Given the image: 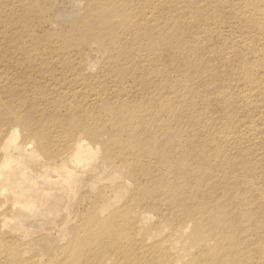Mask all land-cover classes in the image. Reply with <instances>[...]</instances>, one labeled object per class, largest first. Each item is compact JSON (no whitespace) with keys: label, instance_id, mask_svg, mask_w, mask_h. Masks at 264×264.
<instances>
[{"label":"rangeland","instance_id":"374dc122","mask_svg":"<svg viewBox=\"0 0 264 264\" xmlns=\"http://www.w3.org/2000/svg\"><path fill=\"white\" fill-rule=\"evenodd\" d=\"M9 1L11 2V0ZM17 1H19L20 4H17L16 8L14 7V9H10V8L5 9V7H3L2 10L0 11V16H1L0 26L2 27L7 26L6 30H9V31H4L2 28L0 29V35H4L5 37V39L3 40L2 38H0V57L1 58H6L5 56L7 54V51L16 50L17 49L16 47L21 44V43L19 44L15 42L10 43L8 40L11 38V36L20 34V37L22 38V40L20 41L24 40V43H27L26 45H29L31 48L32 46L37 47L39 52L44 51V54L48 53V51L51 50L52 45H56V44L62 45L61 51L64 50L63 53L66 55V57H68L69 55L72 56L71 54L73 53L74 55H76V53L79 55L86 53L81 56L84 58V60H86V62L82 61L83 58L81 59V57H78L79 55L78 56L76 55V56L71 57V58L77 59V61L76 59L71 60L72 62L71 65L72 66L74 65L73 67L74 69L77 66L75 71L77 70L79 71V68L81 67L83 68V66L85 65L84 68H85V73H87L86 74L87 76L91 75V76L96 77V75L99 73V71L104 66L107 67V65H110V63L108 64L107 62V57H108L107 53L104 51L105 50L104 47H102L101 44L97 40H95V31L92 29V28L98 29L106 25L107 26L106 30L108 29L109 30L111 29L112 31L116 30L114 28L116 26V22H114L116 20L115 19L116 17L112 18L113 21H110V23H108L109 22L108 19H111V18L107 17L108 13L112 12L113 9L111 7H105V5L102 3V1L104 0H24V1L17 0ZM172 4L176 6V7H172V11L176 10L177 7H182L180 9H185L186 7L187 9H192V11L199 13V18L201 16H205V17H202L201 20H199V18L196 16L197 13L192 12L193 15L195 16L197 27L202 26L203 28V31L200 33H198L195 29L192 30L191 28H185L184 26L185 22H182L181 28L176 29V30L169 27L166 35L168 36V39L169 38L170 39L167 42H169L170 45H173L175 47L176 43L178 44V41L181 36L186 37L187 39L188 38L190 39V37L192 38L196 37L194 39L195 43H193L194 45L192 46V49H195V47L197 46L200 47L202 43L203 44L205 43L206 46L209 44V47H211L212 49L211 54L205 55L208 60L203 55V52H202V55H199L198 59L194 60L193 58H196L197 56L194 54L195 51L192 50L191 52L187 48L185 49H187L190 53L183 50L185 54L184 52L179 53L178 49L177 50L173 49L174 54H173V57L171 56L172 59L170 57V54L168 56V54L166 53L167 55L165 58V53L164 54L162 53L164 55L162 57L163 58L162 61L164 64H161L162 61H160L159 65H161V67L162 66L164 67L166 65L164 67L165 70H170L168 68L171 67L172 70L169 71L170 72L169 74L172 75L171 78L175 76L174 79L173 78L172 79L176 83L179 82L181 85H183L182 86L183 88H179V91H175V93L173 92V94L176 95V98L178 99L180 97L182 101H184V104L189 101L187 104L189 105L191 103L189 106L193 105L192 107L193 109H192L191 107L189 108L187 104H185V106L186 107L188 106L187 108H189L188 109L189 111H187V108L185 107V111H184V112L187 111L186 112L187 114L184 116L185 123H187L185 124L186 125L185 129L188 128L187 133L186 132L185 133L189 135H194L193 137L195 138L197 136L196 140L195 138L192 137L191 138L192 140L190 139V141L196 142L200 140L198 139V137L200 136V132H197V131H200L201 128L198 129L197 127L203 128L202 126L203 124L202 122H200L201 121L200 115L202 114L199 112L206 113V111L207 112L210 111L212 113L213 110L215 111L216 105H213V104L217 103L214 101L216 100V98L219 99V97H222L224 95H226L227 97L235 95L236 100H239L242 97L241 94L244 95V98L251 96L253 102L250 104L247 102V105L249 106L250 110L252 109L251 112H252L253 119H252L251 125L242 126L240 133L237 135L234 132L233 130L234 128H232V126H230V128L228 127L229 129L225 128L226 129L225 132L228 138H231L230 143L233 142V139L239 140L241 137L246 139V142L242 144V147L245 149H248L250 151V154L252 153L251 154L252 157L249 156V158H251L250 162L252 163V167L251 165L249 167L252 168L251 169L252 171H250L249 173L246 172L248 171L247 170L248 166H247L245 171L242 172V174L248 173L247 175L251 179V183L246 186L244 185L245 187L242 184L240 186L246 189V190L245 189L243 190L248 195L250 193V195L253 197L251 199H255L256 202H258L260 201L259 198H261L260 193H259L261 191H258L260 190L258 189L255 192V189L257 188L255 187L254 189L253 186L256 185L264 189V52H263L264 51V0H214L213 3H212V0H185V1L184 0L182 1L172 0ZM220 7L221 9H219ZM200 9L203 12H201ZM6 10L10 12V16L8 14L6 15ZM187 11L188 10H186V12ZM213 12L217 14L215 15V17L213 15L214 14ZM35 22L36 23L38 22V23L35 24ZM86 27H92V28L88 29ZM185 31L186 32L189 31V32L185 33ZM197 34L199 36H197ZM162 39L163 38L160 39L161 40L160 42H164L162 41ZM18 41H19V36H18ZM212 45L215 47L213 48ZM84 46H86V48ZM156 46L157 45L155 46L151 45V49L153 48L152 50L155 49L156 51L160 49L159 45L157 47ZM146 48H150V46L147 45ZM76 49H80V50H76ZM171 50L170 52H172ZM214 55L216 58L214 57ZM15 56L17 57V53H15ZM168 57H170L169 58L170 62L169 60L165 62V59H168ZM219 57L221 60L219 59ZM252 57H256L261 62H259L260 64L257 67L253 68L255 70L252 72V74L249 77L247 75V71L245 67H243L246 64L240 65L239 61L241 60L242 63L248 62L249 64H251L255 62V60L253 61ZM12 59H14V57H12ZM178 59H180L181 62L180 60L178 61ZM78 60L81 63H77L79 62ZM171 60L172 62L173 61L174 62L172 63ZM191 61H194V62H191ZM89 64L91 66H89ZM111 64L113 65L114 63H111ZM115 64L113 66H115ZM192 64H193V67L191 66ZM236 64H238L239 66H237ZM63 66H64V62H61V64L58 65L59 68L61 67L63 68ZM188 66L191 68H188L187 70ZM117 67H119V64ZM117 67L115 68L113 67V71L114 69L115 71L114 73L112 71V74H111L113 77H115L119 73V75L115 77L116 79L122 76V73H121L122 68L121 67L117 68ZM216 67L218 68V70H215V71H217L218 73L217 76H218L219 81L217 82V80H214L215 82H213V80H211L210 81L211 83H209V85L206 86L208 83L206 82L205 75L208 74V72L213 73L214 68ZM164 68L162 69V71H165ZM175 68H177V71L180 70V72H177ZM198 69L200 70V72ZM235 69H236L237 82L234 88H233V85L232 87L229 88L230 82L228 81V79L231 78V75L234 74ZM181 71H182V74H181ZM205 71H207V73L204 75ZM228 71L230 72L231 75L228 74L229 73ZM194 73L195 74L202 73L201 76L203 75V77H200L201 79L197 78L199 74L198 75L196 74L195 76ZM225 73L226 75L227 74L228 75L225 76ZM177 74L179 75V77ZM184 77H186V79ZM195 78L197 80H195ZM184 79L185 80L188 79L187 80L188 83ZM223 79L224 81L225 80L226 81L224 82ZM249 80H252L256 84L260 82L255 88V90L253 91H250V88L252 87L249 84ZM182 82H185L186 84ZM201 82L205 84L202 85ZM192 83H194V86H192ZM195 83L197 85H195ZM212 83H215V85L214 84L212 85ZM184 84L187 86H185ZM94 85L96 86L95 83ZM201 85L202 87L204 86L203 87L204 89L202 87L201 89L199 88ZM225 85H226V88H225ZM207 87H209L212 90L214 89V91L211 92V90L208 89ZM206 88H207V91H209L208 93L205 92ZM224 89H227V90L225 91ZM23 90H25V88H23L22 91L20 92L16 91L14 95L15 97L12 100H16V101L19 100V101L24 102L28 99L29 101L27 100L24 104L25 106H27L30 100L32 99H31V95H29V93H26L25 91L23 93ZM194 90L196 92L198 91L197 93H200L198 94L199 96H197V93H194L195 92ZM186 91H188L187 94L188 93H192V94L186 95ZM0 92H3L2 89L0 90ZM159 93H160V88L157 87V90L155 89V94L158 95ZM203 94L205 95V97L206 96L208 97V94L209 96L212 94V97L214 96L213 100L207 97L205 99ZM17 95L18 96L21 95V96L18 97ZM191 96L192 98H189ZM48 97H50V95H48L46 98ZM201 97H204L203 98L204 100H202ZM187 98H189V100ZM191 99L193 100L191 101ZM12 100L6 99V98H0V105L2 101H4L6 105H10L12 103ZM206 100L208 101V106L204 102ZM226 103L228 107V101ZM203 104L205 105L203 106ZM256 105L261 106V111L254 110ZM195 106L197 108H195ZM211 106H213V108ZM224 106L225 107H223L222 109L224 110L225 108V111H229V108L226 109L227 107L225 104ZM202 107H203V110H202ZM46 108H44L45 109L44 111L47 110L45 113L49 112L51 114V115L49 113L45 114L48 117L47 118L49 120L48 122H51L49 116H51V119H52L54 115L55 120L57 118V121L55 122L57 125H61V122L63 121L64 123H62V125H64L65 122H68V121L70 123V120H68L69 116L68 115L65 116L66 113L64 112V110L61 109L60 110L61 112H59L58 110L57 112H59L60 114L58 113L54 114V111L53 109H51L50 106L46 105ZM209 109H211L212 111ZM62 112L63 114H61ZM192 112H193V115H192ZM221 113H223V111H221ZM21 114H24V113H21ZM188 114L193 117L189 116ZM194 115L196 116L194 117ZM6 116L7 115L5 111L3 110V108L0 107V120H1L0 121V133L2 131L7 132L12 129H16V143L14 145L10 144L8 146L6 144V140L5 142L3 141L5 139V135H3V132L0 134V160H2L1 158L5 154L7 156L9 155L8 159L10 160V164L1 170L3 174L0 180V189L2 186L5 189L4 191L2 190L0 191L1 193L0 195V264H95V263L97 264V262L98 264H121L122 262H123L122 264H127V262L129 261L130 262L128 264H139V262H142L143 259L146 260L148 258L147 256H143V253L140 254L139 247L137 248L138 250L136 252L137 254L135 253L136 256L135 255H133V257L129 255L123 256L122 252H125L126 250H128L130 248V244L129 245L127 244L128 242L126 241V239H125L126 243L124 239H122L123 240L122 242H120L121 239L118 240L117 243H114L113 241L114 244L111 241V240H115V237H114L115 235L116 236L119 235V237H122L123 232L121 233V231L124 230L125 225L129 223V221L135 219L136 217H137L136 218L137 221L133 220L134 222L132 221L133 222L132 225L130 222L129 226L130 225L133 226L134 229L131 227L132 231L140 230L138 241H140L142 244H143V241H145L144 250L146 247H148L149 249L148 250L146 248L147 251H149L146 254L148 255V253H152V252L158 253V251L160 250V252L162 253L163 251V254L165 255V257L164 255L162 256L160 254L162 257L159 255V258L155 260L157 261L156 262L157 264L158 263L160 264H173V263L189 264L191 259L198 255L197 251L200 252L201 247H204L205 249L204 239L207 236L206 235L202 236L197 230L195 231L194 222L191 223V221L186 220L187 214L189 215L190 209L192 210L193 208L192 204L196 202L195 201L196 199L192 200L191 198V200L190 199L185 200V202L187 201L186 202L187 204L188 203L190 204L187 205L185 204V202H183L181 206H178V207H181L179 209L180 211L178 210V212H180L179 214L176 212L177 207L175 208L173 213L171 212L170 214V211H168L169 207L165 204L169 202L170 198L172 200V196L170 197L171 193H177V192L174 189H172V192H170L167 195L162 194L161 193L162 191L159 192L158 188L160 189L161 187L164 186L162 181L159 180L160 177L159 179L157 177L159 176L161 172L159 170L161 167L159 168L152 167L153 169H151L152 170L151 172L154 176L153 178L158 180V182L157 180H154L158 184L156 185V183L154 182V184L157 187L153 185V182L150 183L148 181L149 176L147 177L148 174L146 172L151 173L150 171L142 169L144 170V172L141 173L140 171L141 168L140 170L137 168V171H139L140 174H143V177L146 176L144 177V180L140 179V181H143L144 187H146L145 190H149V188L152 186L150 190L152 189V190L157 191V193L154 192L155 195H153L154 199H156L155 201L157 203L163 202V204L161 203L158 204V205H161L160 208L162 210V211H159V213H158V210H155L154 208H151L148 205L146 206V203L145 205L144 203H142L143 205L136 204L135 200L137 196L136 195L137 185L132 178L133 175L128 174V167H127L128 165L134 166L135 163L134 164L126 163L125 161H121L120 159L115 158L112 153L108 154L109 153L108 149L111 146L109 143V137H107L104 134L103 136H99L98 133H95L97 134V136L93 135L94 132L92 134L88 133L89 135L82 134L81 137L85 140V145H83L82 149L84 150V153H87V151H89L92 155L88 156L86 160L83 159L78 165L72 164L69 162V160L64 159L63 161H65V166L67 170L70 172V175L67 179V182H64V180L66 179L64 175L61 176L60 181L55 182V180L51 177V174L49 172H44V169L47 164L55 165L59 163L58 159L65 156V154L63 153L67 152L66 150L67 146L64 143L59 141V143L65 146L59 143L55 144L57 146L60 145V147L54 146L55 150H52L53 152L52 153L50 152V150H48V146H43L37 142L36 140L37 138L33 135V133L31 131H30L31 133H29L30 128L29 127L26 128L27 125L21 123V121L20 122L17 121L15 123L12 121H9L8 118H6ZM63 116L66 117L67 119L64 118ZM239 116L238 115L236 117L235 115L233 117L225 116L223 117V119L224 121L225 119L233 120L229 124V125H233L234 122L237 123ZM1 117L2 118L5 117L6 119L3 118L4 119L3 120ZM58 119L60 122L58 121ZM197 121L198 123H196ZM69 123H66L65 125H69ZM216 123L215 125L211 124L213 126V129H212L213 134L211 133L210 136L212 139L211 142L216 141V143L219 144L220 139L222 140L223 137L221 138V136H219V134L216 133V129L220 131L223 123H218V124ZM196 124H198L199 126H197ZM218 125L220 128L218 127L216 128V126ZM193 126L197 128L196 129L197 131L196 130L194 131L195 128H193ZM214 127L216 128L215 131H214ZM192 132L193 134H190ZM166 133H163L164 135L162 134L160 136L161 138L164 137L163 139L159 137V140L157 141L158 142L165 141L166 140L165 138L167 137V140L165 141L166 146H167L169 145L167 144L168 143L167 141L169 140L168 136L171 139L174 137V135H172L171 133V134H167L166 136L165 135ZM194 133L195 134L198 133V134L195 135ZM216 134L219 137L217 138L219 141H217V139L215 138ZM212 135H214V137ZM154 136L155 135L153 134L151 136L153 137L152 138L153 140L151 141L152 144L154 143L153 142ZM147 141L148 142H146V144L149 143V145H146V147H149L148 150L150 151L151 144L149 140ZM190 141L188 142L186 141L187 144L190 146L186 145V142H185V147H187L189 150L188 155H187L188 159H186L185 157V160H186L185 162H188L186 163L185 166L187 167V169L189 168L192 169L191 172L189 171L190 169L187 170L188 173H191V175L193 174V172L195 174L197 172H200L201 175H199V173H197L198 175L194 174L192 176L189 175L188 173L185 174L183 172L185 170V167L184 168L182 166H180L181 168L178 167L179 166L177 165L178 162H176L177 167L173 166V169L175 168L174 169L175 171L173 173L175 178H179V176L177 175H179L180 172L181 173L183 172L180 175H184L186 182L190 185L195 184L198 181L206 180L207 185L205 186L214 189L215 193L220 191L222 188H226V186L224 187V181L219 178L217 179V177L215 176V173H213V175L211 173L212 171L215 172V171L220 170V168L218 169H214L213 167L209 168L207 167L208 165L206 166V164H208V163H205L206 160L200 161L199 159L200 154L197 150L196 152L195 149H193L192 145L194 143ZM165 142H162L161 144V146L163 145L162 147L164 148L163 150H166L164 146ZM212 143L214 144V142ZM227 144H226V147L223 146V148L225 147L227 149V146H228V149H230L229 148L230 144L229 143ZM195 145H198V144L195 143ZM132 146L136 148L135 143H130V146L128 147L129 151L135 150ZM4 148L6 151L4 150ZM57 148L61 150L59 151ZM169 148L170 147H168V149ZM158 150L160 149L158 148L157 151ZM171 150L172 149H170V151ZM234 150L233 152L229 153V155L233 153L232 155H230V157L232 156L231 158H233L234 156L235 158V159L233 158L234 160H232V162L233 161L236 162V159L239 160L242 157L241 153L240 155L236 154L237 156L234 155L236 153V151ZM58 151L60 153H57ZM229 151L230 150H228V152ZM244 151L246 152V150ZM142 152H143V149L141 148L137 149L138 154ZM197 154L199 155L196 158ZM245 156L247 157L248 154L246 153ZM111 158H115V159H111ZM193 159H194V162H193ZM188 160H190L191 163ZM196 161L197 163L204 162L205 163L204 165L207 167L209 174L210 173L211 174L210 175L206 174L208 173V171L207 172L205 171L206 167L200 168L201 165L199 164L201 163L197 164ZM229 162L231 163V161ZM188 164L190 165L189 167H188ZM191 165H194V166H191ZM197 165L200 167L198 168ZM167 166L168 165H165L163 168L166 167L165 169H167L168 168ZM193 167L197 168L198 170L195 172ZM173 169H172V172H173ZM200 169L201 170L203 169L202 170L203 173H201ZM234 169L237 170L235 172V176L236 177L239 176L241 174V170L239 169L241 168L235 167ZM177 170L180 172L178 173ZM218 173H220V171ZM193 176L194 178H192ZM210 176H213V177H210ZM143 177L141 175L142 179ZM214 177H216L217 180ZM236 177L234 178V181L237 180ZM212 178L214 179L212 180ZM145 180L148 182H146ZM148 183L150 184L147 186L146 184ZM217 186L219 187L217 188ZM221 186L222 188L220 189ZM189 187L190 186H188L187 189ZM187 189L185 190L186 193L189 191L190 188L188 190ZM22 190H26V194L23 197L22 201L23 203L27 201L31 205L30 211L24 210L23 208L19 207V205L17 204L14 205L13 199L11 198L10 194H8V192L9 193L12 191L19 192ZM150 190L147 192L152 191ZM5 191H8V192H5ZM220 195H219V192L218 194L217 193L214 194V196L217 197V200H219V202L221 203L220 200H223V198H221L222 195L221 197ZM248 195L247 197L250 196ZM148 196L150 197V194H148ZM166 196H168L169 198ZM261 196H262V192H261ZM167 198L168 200L166 202ZM199 198H202V197L198 196V199ZM188 200L190 201L188 202ZM196 203L194 204L196 205ZM143 206H146V207H143ZM172 206H173V209H174V206H177L176 201H174ZM187 206L189 207V211L186 210L188 209ZM103 207H105L104 211L101 212ZM182 207H185L184 211L182 210ZM230 209L231 208H229L230 212L234 211L233 216L237 215V213L240 211L239 209L238 210H230ZM253 209L259 213L261 212L255 208H252V210ZM254 210L253 212H255ZM91 212L94 213L93 216L90 215L92 217L88 216L89 214H91ZM140 214H142V216ZM160 214L162 215V217L164 215V218H162ZM173 214H176L175 216L179 217V218L178 217L176 218L178 220L181 219L180 220L181 222L178 221L177 219L175 220L174 219L175 217ZM116 216L117 218L115 219ZM111 217L115 219L117 224ZM110 218L111 220H109ZM127 218H129L130 220ZM123 219L126 221H124ZM118 220H120L119 225H118ZM111 223H113L112 226L114 225L115 228L114 227L113 229L111 228ZM134 223H135V226L133 225ZM185 225H187V227L183 231L181 227L182 226L185 227ZM110 229L114 230V232L111 231ZM250 230L251 229H247V231H249L248 233H250ZM237 232L239 233L238 229H237ZM110 234L111 235L114 234V236L111 238ZM144 238H146L147 241L146 239L144 240ZM140 239L143 241H141ZM110 243H112V245H109ZM125 245H126V248L128 249L124 247ZM158 245L160 246L159 247L160 249L157 248L156 251L158 249L159 250L157 252L156 251L154 252L152 250L153 247L154 248L156 246L158 247ZM114 246H117V247L114 248ZM119 246L121 247V249L119 248ZM108 248H111L112 250L110 249L108 250ZM118 248L121 252L118 250ZM205 250H208V248H206ZM102 251L103 253H107V254H103ZM117 252L121 254V257H119L120 255H117L118 254ZM100 254L101 256H103L102 259H101ZM130 257L134 260L131 261L132 259ZM256 257L257 255L254 256L255 258L254 261H256ZM83 258L85 260H83ZM117 259L120 260V262ZM138 259H140V261L137 262L136 260ZM218 259H219L218 257H215L213 261L215 262ZM163 260H167V261L164 262Z\"/></svg>","mask_w":264,"mask_h":264},{"label":"bare ground","instance_id":"6f19581e","mask_svg":"<svg viewBox=\"0 0 264 264\" xmlns=\"http://www.w3.org/2000/svg\"><path fill=\"white\" fill-rule=\"evenodd\" d=\"M213 2H214V0H212V3ZM102 3L105 5V7H111L113 9L112 12L108 13L107 17L111 18V19H108L109 20L108 23H110V21H113L112 18L116 17L115 18L116 20L114 21V22H116V26L114 27L116 30H114V31H112L111 29L106 30V28H107L106 25L101 27V28H98V29H95L92 27H86L88 29L92 28L95 31V40H97L101 44V46L104 47V49H105L104 51L107 53V56H108L107 62H108V64L110 63V65H107V67L104 66L99 71V73L96 75V77L91 76V75L90 76L86 75L87 73H85V68H84L85 65L83 66V68L80 66L83 69V71L81 68H79V71L81 69L80 72L78 70L75 71L77 66L75 67V69L73 68L74 65L73 66L71 65L72 64L71 60H73L74 58H71V57L76 56V55L78 56L79 54L76 53V55H74V53H73V54H71L72 56L69 55L68 57H66V55L63 53L64 50L61 51V46H62L61 44L60 45H58V44L52 45L51 50H49L48 53L44 54V51L39 52L37 47L32 46V48H31L29 45H26L27 43H24V40L20 41V40H22V38L20 37V34L11 36V38L8 39L10 43L15 42V43H19V44L21 43V44L16 47L17 48L16 50L7 51V54L5 56L6 58L0 57V90L2 89V91H3V92H0V95H1L0 98H6V99L12 100L15 97L14 95H15L16 91L20 92V91H22L23 88H25V90H23V93H24V91L26 93H29V95H31L32 100H30V102H29L30 104L28 103L27 106H25L24 104L28 99L24 102L19 101V100H17V101L12 100V103L10 105H6L5 102L2 101L0 107H2L3 110L5 111V113L7 115L6 118H8L9 121H12L14 123L17 121L18 122L21 121V123L27 125L26 128H28V127L30 128L29 133H31V132L33 133V135L37 138L36 140L39 144H41L43 146H48V150H50V152H52V150H55L54 146H57L55 144L59 143V141L64 143L67 146V149H66L67 152L63 153V154H65V156L58 159L59 163H57L55 165L47 164L45 169H44V172H49L51 174V177L55 180V182L60 181V178L62 175H64L66 178L64 180V182H67V179L70 175V172L67 170V168L65 166V161H63L64 159L69 160V162L72 164L78 165L83 159L86 160L88 158V156L92 155L89 151H87V153H84V150L82 149L83 145H85V140L81 137L82 134L89 135L88 133L92 134L93 132H94L93 135H96V136H97V134H95V133H98L99 136H103V134H104L107 137H109V143L111 146L108 149V152H109L108 154L112 153L115 158L120 159L121 161H125L126 163H131V164L135 163L134 166L128 165L127 167H128V174L133 175L132 178L137 185V193H136L137 196H136V200H135L136 204L141 205L142 203H144V205H145V203H146V206L148 205L151 208L158 210V213H159V211H162L160 208L161 205H158L161 202L157 203L155 201L156 199H154V196H153V195H155L154 192L157 193V191L152 190V189H151L152 191L150 190V188L152 187L151 186L152 184L150 185L151 186L150 188L147 187V188H149V190L151 192H147L149 190H145L146 187H144L143 181H140V179L144 180V177H146V176L143 177V174H140L139 171H137V168L139 170L141 168L140 171H141V173H143L144 170H142V169H145V170L151 172L152 171L151 169H153L155 167H158V168L161 167L159 169L161 171V172L159 171L160 172L159 176H157V175L156 176L158 177V179L160 177L159 180L162 181L164 186L162 185L163 187H161L160 189L158 188L159 192L162 191L161 193L165 194V195L172 192V189L176 190V192H177V193H171L170 197L172 196V200L170 198L168 203H166V202L169 198L168 197L169 195L166 196L168 198L166 199L165 205H167L169 207L168 211H170V214H171V212L173 213V211L177 207L176 212L179 214L180 212H178V210L181 207H178V206H181V204L183 202H185V200H187V199H190V200H191V198H192V200L196 199L195 201L197 203L192 201V202L196 203V205L194 203L192 204L193 208H192V210L190 209L189 215L186 213L187 214L186 220L191 221V223L194 222L195 231L197 230L202 236H205V235L207 236L206 238L204 237L205 238L204 241H205V249L208 248V250H205L204 247H201L200 252L197 251L198 255L196 254L197 256L193 257L192 259L190 258L191 261L189 264H264V194H263L264 189L262 187H259L256 185L253 186L254 189H255V187L257 188V189H255V192L258 189H260L258 191L262 192V196H261V192H259L261 198H259L260 201H258V202H256L255 199H251L253 197L250 195V193H249V195H250L249 196L243 190V189H245L244 187L246 185L251 183V179L249 178V176L247 174L250 171H252L251 170L252 168L249 167L250 165L252 167V163L250 162L251 158H249V156L252 157V155H251L252 153L250 154V151L248 149H245L242 147V144L246 142L245 138L241 137L239 140L233 139V142H232L233 145H232V143H230L231 138H228V136L225 132L226 129H229L230 126H232V128H234L233 129L234 132L237 135L240 133L242 126L251 125L252 119H253L252 112H251L252 109L250 110L249 106L247 105V102L249 104L253 102L251 96L244 98V95L241 94L242 97L239 100H236L235 95L228 96V97L226 95H224L222 97H219V99L216 98V100H214V101L217 103L213 104V105H216V108L214 106L215 111L214 110L212 111L211 109H209L212 111V113L210 111L209 112L206 111V113L205 112L204 113L199 112L202 114V115H200L201 116L200 122H202L203 128L202 127H197V128L198 129L201 128L203 130L200 129V131H197L196 130L197 128H195L193 126V128H195L194 131L196 130L197 132H200V136L198 135L199 137H201V138L198 137V139H200V140H198L196 142L190 141V139L194 135L186 134L188 128L185 129L186 128L185 124H187V123H185L184 116L187 114L186 112L189 111L188 109L190 107L191 108L193 107V105L189 106L191 103L189 105L187 104L189 102L188 101L189 98H192V96L187 98L188 102L185 103L189 106V108H187L188 106L187 107L185 106L184 101H182V99L180 97H179V99H181V100H179L178 98H176V95L173 94V92L175 93V91H179V88H183L182 87L183 85H181L179 82L176 83L173 80L175 76L172 77L173 79L171 78L172 75L169 74L170 73L169 71L172 70L171 67H169V68L167 67L170 70H165L164 67L166 65L164 67L162 66L165 70V71H162L163 68L159 64H160V61L163 60L162 57L164 56L163 55L164 53H165V58H166L167 54H168V56L170 54V57L171 56L173 57V54H174L173 49L174 50L178 49L179 53L184 52V51L189 52L188 50H190L191 52H192V50L195 51L194 54L197 56H196V58H193L194 60L198 59L199 55H202V52H203L204 56L212 53L211 52L212 49H211V47H209V44L206 46V44L204 43L206 47L204 46L203 43H202L203 45L201 44L200 47L197 46L201 41L196 45L197 47H195V49H192V46L194 45L193 43H195L194 39L196 37L195 38L190 37V39L189 38L187 39L186 37L181 36L179 41H178V44L176 43L175 47L173 45H170L169 42H167L170 39V38L168 39V36L166 35L168 28L171 27L174 30L179 29V28H181L182 22H185V25H184L185 28H191L192 30L195 29L198 33L203 31L202 26L197 27V25H196V19L192 13L195 11H192V9H187L186 7H185V9H180L182 7H177L176 8L177 11L176 10L172 11V7H176L175 5L172 4V0H104V1H102ZM17 4H20L19 1H17V0H11V2L9 0L8 1L7 0H2V1L0 0V6H1L0 11L2 10L3 7H5V9L6 8L7 9L8 8L14 9V7L16 8ZM5 9H4V11H5ZM219 9H221V7ZM15 10H17V9H15ZM186 10H188V11L186 12ZM200 11L203 12L201 9H200ZM7 12H9V11L6 10V15L8 14L10 16V12L9 13H7ZM195 13H197V12H195ZM1 15H3V14H1ZM213 15L215 17V15H217V14L214 13ZM196 16L199 18V13H197ZM202 17H205V16H201L199 18V20H201ZM193 19H194V21H193ZM204 20H206V19H204ZM208 21H210V20H208ZM37 23L35 22V24H37ZM201 24H203V23H201ZM6 27L7 26H4V27L0 26V29L2 28L4 31H9V30H6ZM160 27H162V28H160ZM182 27H183V25H182ZM28 31H30V30H28ZM187 32H189V31H187ZM187 32L185 31V33H187ZM170 34H171V32H170ZM186 35H188V34H186ZM18 36H19V41H18ZM170 36H172V35H170ZM197 36H199V35L197 34ZM0 38H2V40L5 39L4 35H0ZM161 38H163L162 41H164V42H160ZM202 38H203V36H202ZM174 42H176V41H174ZM172 43H173V41H172ZM206 43H208V42H206ZM147 45L150 46V48H146ZM151 45H153V46L159 45L160 49H158L157 51L155 49L152 50L153 48L151 49ZM202 46H204V47H202ZM84 47L86 48V46H84ZM214 47L215 46H213V48ZM185 48H187L188 50ZM76 50H80V49H76ZM170 50L172 52H170ZM77 52H79V51H77ZM187 52H186V54H187ZM200 52H201V54H200ZM15 53H17V57L15 56ZM84 54H86V53H84ZM84 54H80L78 57H81ZM184 54H185V52H184ZM12 57H14V59H12ZM170 57H168V59H165V62H167ZM172 57H171V59H172ZM214 57H215V55H214ZM82 58L83 57H81V59ZM177 58H178V56H177ZM179 58H180V56H179ZM205 58H206V56H205ZM252 58H253V61L255 60V62H253L251 64H249L248 62L242 63L241 60L239 61L240 65L246 64L243 67H245V69L247 71V75L249 77L252 74V72L255 70L253 68L257 67L260 64L259 62H261L256 57H252ZM187 59H188V57H187ZM219 59H220V57H219ZM179 60L180 59H178V61ZM76 61H77V59H76ZM82 61L86 62V60H84V58L82 59ZM61 62H64L63 68L58 67V65L61 64ZM169 62H170V60H169ZM171 62H172V60H171ZM175 62H176V60H175ZM180 62H181V60H180ZM186 62H187V60H186ZM191 62H194V61H191ZM77 63H81V62L79 61ZM111 63H114V64L116 63V64H115V66H113L114 64L112 65ZM117 63L119 64V67H121L123 71L121 70L122 76L116 79L115 77L118 76L119 73L115 77H113L111 74L113 71V67L115 68L118 66ZM83 64H85V63H83ZM161 64H164L163 61L161 62ZM231 65H232V63H231ZM236 65L239 66L238 64H236ZM89 66H91V65L89 64ZM191 66L193 67V64ZM119 67H117V68H119ZM177 68H175L176 71H177ZM188 68H191V67L188 66L187 70H188ZM185 70H186V68H185ZM215 70H218V68L217 67L214 68L213 73L208 72V74H206L207 71H205L204 75L206 74L205 78H206V82L208 83L206 86H208L209 83H211L210 82L211 80H213V82H215L214 80H217V82L219 81L218 76H217L218 73ZM114 71H115V69H114ZM114 71H113V73H114ZM219 71H220V69H219ZM177 72H180V70ZM199 72H200V70H199ZM186 73H187V71H186ZM178 74H180V73H178ZM181 74H182V71H181ZM196 74H195V76H196ZM198 74H197L198 75L197 78L203 77V75L201 76L202 73L201 74L198 73ZM228 74L231 75L230 72ZM227 75L225 73V76H227ZM180 76H182V75H180ZM178 77H179V75H178ZM184 78L186 79V77H184ZM222 78H224V77H222ZM187 80H185V81L188 83ZM195 80H197V79L195 78ZM223 81H224V79H223ZM228 81L230 82L229 88L232 87V85L234 88L235 84L237 82L236 69L234 71V74L231 75V78H229ZM94 83L96 84V86L94 85ZM182 83H185V82H182ZM201 83H202V85L205 84V83L203 84V82H201ZM259 83L256 84L252 80H249V84L252 87V88H250V91L255 90V88L257 87V85ZM213 84L215 85V83H212V85ZM195 85H197V84L195 83ZM202 85L199 87L200 89H201ZM185 86H187V85H185ZM192 86H194V83H192ZM157 87L160 88V93L158 95L155 94V89L157 90ZM207 88L210 89L211 86H210V88L209 87H207ZM207 88H206L205 92L208 93L209 91H207ZM225 88H226V85H225ZM210 90H211V92L214 91V89L213 90L210 89ZM224 90L226 91L227 89H224ZM187 92L188 91H186V95L192 94V93L187 94ZM197 92L195 91L194 93H197ZM229 92H230V90H229ZM198 94H200V93H197V96H199ZM212 94L210 96L208 94V97L207 96L206 97L209 99L211 98V100H213L214 96L212 97ZM48 95H50V97L46 98ZM201 95H202V93H201ZM19 96H21V95H19ZM203 96L205 97L204 94H203ZM204 97H201L202 100H204L203 99ZM206 97H205V99H206ZM193 99H191V101ZM207 100L204 102L208 106L209 100L208 101ZM227 101H228V107H227V103H226ZM181 103H183V104H181ZM205 104H203V106ZM224 104L227 107L226 109L229 108V111H225V108H224V110L222 109L223 107H225ZM46 105L50 106L51 109H53L54 114L55 113L60 114L59 113V112H61L60 110L61 109L64 110V112L66 113L65 116L68 115L69 116L68 120H70V123L68 121V122H65V124L69 123V125H65V124L62 125V123H64V121L61 122V125H57L55 123L57 121V118L55 120L54 115H53L52 119H51V116H49L51 122H48L49 121L47 119L48 117L45 114H48L49 112L45 113L47 110L44 111L45 110L44 108H46ZM196 106H198V105H196ZM196 106H195V108H197ZM207 106H205V107H207ZM185 107L187 108L186 112H184ZM211 107L213 108V106H211ZM46 109H48V108H46ZM58 110H59V112H57ZM202 110H203V107H202ZM254 110L255 111H258V110L261 111V106L256 105ZM204 111H205V109H204ZM221 111H223V113H221ZM21 113H24V114H21ZM61 114H63V112ZM192 115H193V112H192ZM234 115H235V117L237 115L238 116L240 115V116H239L237 123L232 122L233 125H229L230 122L233 120H226L225 119V121H224V119H223V117H225V116L226 117L227 116L233 117ZM189 116H191V115H189ZM195 116L196 115H194V117ZM191 117H193V116H191ZM3 118L6 119L5 117H3ZM64 118H66V117H64ZM58 121H59V119H58ZM65 121H67V120H65ZM216 122L223 123L220 131L218 129H216L217 127L220 128L219 125L216 126V128L214 127V131L216 129V133H218L219 136H221V138L223 137L222 140L220 139L219 144H217L216 141H212V142H214V144H213L211 142L212 139L210 136L211 133L213 134V132H212L213 126L211 124L215 125ZM196 123H198V121ZM218 123H216V124H218ZM196 125L199 126L198 124H196ZM187 127H189V126H187ZM227 131H229V130H227ZM193 132L190 134H193ZM163 133H166L165 134L166 136H167V134H171V133H172V135H174V137L171 139L168 136L169 140L167 141L168 142L167 144H169V145H167V146H166V142H165L167 140V137L165 138L166 139L165 141H161V140H160L161 142L157 141V140H159V137ZM152 134L155 135L154 141H153L154 145L151 142L153 140L152 139L153 137H151ZM196 134H198V133H196ZM3 135H5V139L3 141L5 142V140H6V144L8 146L10 144L14 145L16 143V129H12V130L7 131V132L4 131ZM212 136L214 137V135H212ZM216 136H217V134H216ZM216 136H215L216 139L219 138L218 136L217 137ZM163 138H161V139H163ZM193 138H195V137H193ZM196 138H197V136H196ZM196 138H195V140H196ZM147 140H149V142L151 144L150 145V147H151L150 151L148 150L149 147H146V145H149V143L146 144V142H148ZM186 141L187 142L190 141V142L194 143L192 145L193 149H195V151L197 150L200 154V155L197 154L196 158L199 155L200 161L206 160L205 163H208V164H206V166L208 165L207 167H209V168L213 167L214 169L220 168V170L215 171V172L212 171L211 173H212V175H213V173H215V176L217 177V179L219 178V179L223 180L224 181V187L226 186V188H222V186H221L220 189L221 188L222 189L221 190L219 189L220 191H218L219 195L220 194L222 195V197H221V195H220V197L223 198V200H220L221 203L219 202V200H217L216 196H218V195L214 196V194H216V193L218 194V192L215 193L214 189L205 186V185H207L206 180L205 181H198V182H196V180H195L196 183L190 185L186 182L184 175H180L183 172L185 174L188 173L187 170L190 169V168L187 169V167L185 166L186 163H188V162H185L186 161L185 157H186V159H188L187 155L189 152L188 148L185 147ZM217 141H219V140L217 139ZM162 142H165L164 146H165L166 150H163L164 149V148H162L163 145L161 146ZM187 142H186V145H188ZM130 143L136 144V148H134L132 146L135 150H133V151L128 150ZM195 143L198 145H195ZM227 143H229L231 145V147L229 145L230 149H228V146H227V149L225 148ZM59 144H61V143H59ZM61 145H63V144H61ZM65 145H63V146H65ZM142 145H144V146H142ZM155 146H156V148H155ZM188 146H190V145H188ZM223 146H225V147L223 148ZM57 147H60V145ZM168 147H170V148L168 149ZM139 148L143 149V152L138 154L137 149H139ZM158 148L160 150L157 151ZM170 149H172V150L170 151ZM2 150H3V148H2ZM4 150H5V148H4ZM228 150H230V151L228 152ZM233 150L236 151V153L234 155H236V154L240 155V153L242 154V157L239 160L236 159V162L235 161L232 162V160L235 159L234 156H233L234 159L231 158L232 156L230 157V155H232L233 153L229 155V153L233 152ZM244 150H246V152ZM59 151L57 153H60ZM246 153L248 154L247 157L245 156ZM8 156L5 154L4 156H2V158H1L2 160H0V180H1V176L3 174L1 172V170L10 164V160L8 159ZM59 156H61V155H59ZM115 158H111V159H115ZM230 158H231V160H230ZM190 159H192V158H190ZM188 161L190 162V160H188ZM197 161H196V163H197ZM229 161H231V163ZM176 162L179 163V164L177 163V165H179L178 167H180V166H182L183 168L185 167V170L184 171L182 170L183 171L182 173L177 170L178 173L180 172L179 175H177V176H179V178H175V176L173 174L175 171L174 170L175 168L173 169V166H176ZM193 162H194V159H193ZM228 162H229V164H228ZM199 163H201V162H199ZM199 163H197V164H199ZM202 163L199 164V165H201V167L197 165L198 168L199 167L200 168L206 167L204 165L205 163L204 162H202ZM189 164H188V167L190 166ZM165 165H168L167 169H165L166 167L163 168ZM191 166H194V165H191ZM197 166H195V167H197ZM247 166L250 170L247 168L248 171H246V172H248V173L242 174V172L245 171ZM195 167H193V168H194V171L196 172L198 169ZM207 167L205 168L206 172L208 171ZM235 167L241 168V169H239V170H241V174L237 177L235 176V172L237 171L234 169ZM162 168L165 170H163ZM171 168L173 169V172H172ZM242 169H244V170H242ZM191 170L192 169H190L189 171L191 172ZM202 170L200 169L201 173H203ZM219 171H220V173H218ZM146 173L148 174L147 177L149 176L148 181L150 183L153 182V185H155L154 180H157V179L153 178L154 176H153L152 172L151 173L146 172ZM197 173H199V175H201L200 172H197ZM188 174L191 175V173H188ZM194 174L195 173L193 172L192 175H194ZM206 174H209V171ZM141 175H142L143 179L141 178ZM234 176L237 178L236 181H234V178H235ZM210 177H213V176H210ZM210 177H208V178H210ZM216 177H214V178L216 179ZM192 178H194V176ZM214 178H212V180ZM221 180H220V182H221ZM148 181H146V182H148ZM157 182H158V180H157ZM157 182H155L156 185H158ZM150 183H148L146 185L148 186ZM162 183H160V184H162ZM160 184H159V186H160ZM241 184L243 186L244 185L245 186L242 188V186H240ZM208 185H209V183H208ZM188 186H190L189 187L190 189L188 188L189 191L186 193L185 190L187 189ZM2 187H1L0 191L5 190L4 187L3 188ZM218 187L219 186H217V188ZM156 190H157V188H156ZM5 192H8V191H5ZM173 192H175V191H173ZM152 193H154V194H152ZM8 194H10L11 198L13 199L14 205L17 204V205H19V207L23 208L26 211L31 210V205L27 201H25L24 203L22 201L23 197L26 194V190H22L19 192L12 191L10 193L8 192ZM148 194H150V197L148 196ZM0 195H1V193H0ZM247 195L249 197H247ZM198 196L199 197L201 196L202 198H199L200 199L199 200ZM151 197H153V198H151ZM221 198H219V199H221ZM190 200H188V202ZM174 201H176L177 206H174V209H173L172 205H173ZM186 202H185V204H187ZM161 204H163V202ZM189 204L190 203H188L187 205H189ZM146 206H143V207H146ZM183 206H184V204H183ZM150 207H148V208H150ZM104 208L105 207L102 208L101 212L104 211ZM229 208H231L230 210H238V209L240 210L237 213V215H235L237 217L233 216L234 211L230 212ZM252 208H255L261 212L259 213V212L255 211L254 209L253 210L255 212H253ZM154 209H153V211H154ZM182 210L184 211L185 207H182ZM186 210L189 211V207ZM164 213H162V214H164ZM93 214L94 213L91 212V214H89L88 216H90V215L93 216ZM176 214H173L175 217L174 218L175 220L177 219L176 217H178V216H175ZM140 215L142 216V214H140ZM166 215H167V213H166ZM92 216H90V217H92ZM125 216H124V218H125ZM161 217H162V215H161ZM111 218L115 221L117 216L115 217V219L113 217H111ZM111 218L109 220H111ZM136 218L133 219V217H132L133 220L137 221ZM162 218H164V215ZM169 218H171V217H169ZM127 219H129V218H127ZM133 220L129 221V223H127L128 222V220H127L126 225L123 223L125 225V227L123 226L124 230L122 228L123 231H121V233L123 232V234H122L123 238L119 237V235L114 236V234H115L114 233L113 235L110 234L111 238L113 236L115 237V240H111V241H112V243H113V241H114V243H117L118 240H120V239H121L120 242L123 241L122 239H124V241L126 239V241L128 242L127 244L128 245L130 244V248L128 249V248H126V245L124 246L128 250H126V251L124 250L125 252H122L123 256H126V255L127 256L129 255L132 257H133V255L136 256V254H137L136 252L138 251L137 248L139 247L140 254L143 253V256L148 257L146 260L143 259L142 262H139V264H155L157 262L155 260H157V258H159V255L160 254L162 256L164 255L163 251H162V253L160 252V250H159L160 246L158 245V247L156 246L155 248L153 247V249H152L155 252L156 249L159 248L158 249L159 251L157 250L158 253L152 252V253H148V255L146 254L149 251H147L148 247H146L147 249L145 248V250H144L145 241L140 239L141 241H143V244L140 241H138V237L140 235V230H134V231L131 230V227L133 228V226H131L132 223L134 222ZM180 220H178V221H180ZM119 221L120 220H118V225L120 223ZM124 221H126V220H124ZM130 222H131V225L129 226ZM113 223H111L112 229L114 227V225L112 226ZM116 224H117V222H116ZM177 224H179V223H177ZM133 225L135 226V223ZM186 227H187V225H185V227L182 226L181 228L184 231ZM245 227H247V228H245ZM236 228L239 230V233L237 232ZM112 229H110V230L114 232V230H112ZM247 229H251L250 233H248L249 231H247ZM145 239L146 238H144V240ZM126 241H125V243H126ZM146 241H147V239H146ZM112 243H110L109 245H112ZM120 246H119V248L121 249ZM115 247H117V246H114V248ZM119 248H118V250H119ZM109 249L112 250L111 248H108V250ZM133 249H134V251H133ZM102 253H103V251H102ZM164 253H165V251H164ZM101 254H100V256H101ZM103 254H107V253H103ZM117 255H120L119 257H121L120 253H118ZM255 255H257L256 261H254ZM102 257L103 256H101V259H102ZM154 257H155V259H154ZM164 257H165V255H164ZM215 257H218L219 259L214 262L213 259ZM84 258H83V260H85ZM101 259H100V261H101ZM128 260H129V258H128ZM133 260L134 259H132L131 261H133ZM118 261L120 262V260H118ZM136 261L138 262V261H140V259H138ZM163 261L165 262L167 260H163ZM129 262H127V264ZM164 262H162V263H164ZM97 264H98V262H97ZM158 264H160V263H158ZM173 264H175V263H173Z\"/></svg>","mask_w":264,"mask_h":264}]
</instances>
